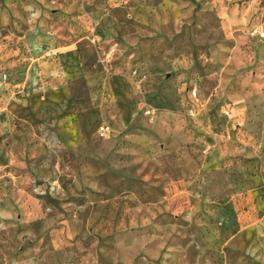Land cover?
Returning <instances> with one entry per match:
<instances>
[{
	"label": "rangeland",
	"instance_id": "rangeland-1",
	"mask_svg": "<svg viewBox=\"0 0 264 264\" xmlns=\"http://www.w3.org/2000/svg\"><path fill=\"white\" fill-rule=\"evenodd\" d=\"M121 3L132 39L99 44L98 23ZM163 9L182 17L160 21ZM257 24L264 0H0V264H264ZM95 43L105 72L75 82L73 94L48 93L51 103L98 108L104 75L135 53L127 85L153 90L145 108L155 114L144 108L126 126L98 111L88 141L67 147L52 122L28 118L54 78L39 61ZM149 62L165 65L157 74ZM134 69L146 80L132 79ZM103 124L113 128L107 139ZM105 172L126 197L117 230L93 221Z\"/></svg>",
	"mask_w": 264,
	"mask_h": 264
},
{
	"label": "crops",
	"instance_id": "crops-1",
	"mask_svg": "<svg viewBox=\"0 0 264 264\" xmlns=\"http://www.w3.org/2000/svg\"><path fill=\"white\" fill-rule=\"evenodd\" d=\"M186 5L189 6L188 4ZM121 6L108 12L98 23L96 32L98 33L99 44H109L119 39L124 45L126 44L125 42H129L132 39L136 25L129 20L127 9L124 8L123 3H121ZM163 11L165 12L163 15H159L158 10L155 11L158 19L160 16V21L169 22L171 15L176 16L177 19L179 15L182 17L178 10L167 11L163 9ZM99 44L95 43L94 45L86 46L76 56H73L70 52H60L61 48L68 47L54 48L56 58L51 56L46 59L44 57V59L39 61L44 68L40 74L53 75L54 78L38 90V94L44 93L46 97H41L38 102L39 109L32 110L28 118L32 121L40 120L48 124L52 122L57 128L62 142L67 147H77L88 141L92 131L97 126L95 116L98 111H101L103 115L111 114L113 117L118 118L122 124L129 126L136 120L140 110L145 108L147 101L155 95L153 90H145L147 85L144 83L133 86L127 85L130 59H133L136 54L128 56L121 54V57H125L126 66L124 68L117 66L113 72L104 75L102 85L104 98L101 106L92 110H75L71 106L69 108L67 102L64 105L60 102L57 107L53 105L50 101L51 98L47 97L48 93L57 95L73 94L75 82L85 80L94 73L103 74L105 72L101 64V52L98 51L97 45ZM52 58L53 61L51 62ZM52 65H54L55 70L49 72L47 69ZM147 65L154 70L158 68L157 74H160V67L161 65L164 66L165 62H149ZM137 95H140V97H137ZM98 190L101 196L99 201L96 202V206L94 205L96 214L93 221L104 222L105 218H107L106 220L110 219L111 226H114L116 230L121 228L125 216L119 213V208L126 197L112 172H105L99 175ZM246 233L247 231L243 232L244 236Z\"/></svg>",
	"mask_w": 264,
	"mask_h": 264
},
{
	"label": "built area",
	"instance_id": "built-area-1",
	"mask_svg": "<svg viewBox=\"0 0 264 264\" xmlns=\"http://www.w3.org/2000/svg\"><path fill=\"white\" fill-rule=\"evenodd\" d=\"M250 36L254 37V38H259V39H264V25L262 24H257L256 26H254L251 31H250ZM118 44H114L110 50L108 51V53L105 55L104 61L103 63H107L109 64L110 61L113 59V57L115 56L116 52L118 51ZM131 77L132 79H139V83L143 82L146 80V76H142L141 72L139 73L137 69L132 70L131 72ZM192 96L193 97H197V91L194 90L192 92ZM146 114L147 115H154L155 114V109L153 108H148L146 110ZM226 116H228L229 118H233V115L231 114L230 111H226L225 112ZM113 134V128L111 127V125L109 124H103L99 130H98V135L100 138L103 139H107L109 138L111 135Z\"/></svg>",
	"mask_w": 264,
	"mask_h": 264
}]
</instances>
